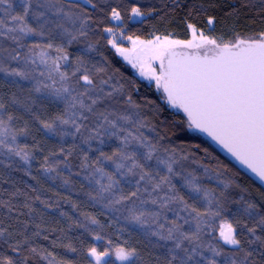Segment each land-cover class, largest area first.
<instances>
[{"label": "snow or ice", "instance_id": "6c2138e0", "mask_svg": "<svg viewBox=\"0 0 264 264\" xmlns=\"http://www.w3.org/2000/svg\"><path fill=\"white\" fill-rule=\"evenodd\" d=\"M6 3L11 8L9 0H0V5ZM84 4L91 9L100 7L96 0H84ZM20 6L22 14L11 16L13 26L0 20V36L17 44L30 35L44 37L46 31L71 44L87 37L94 25L103 24L102 19L94 18L77 0H67L66 5L65 0H20ZM243 6H249L248 2ZM233 12L238 18L239 11L233 9ZM29 15L37 27L27 22ZM131 15L143 17L145 13L135 6L131 8ZM110 18L121 20V11L110 7ZM205 23L209 31L214 32L216 15H208ZM185 24L191 39L154 35L151 40L141 41L139 37L133 40L128 36L131 49L118 45L113 28H102L103 32L111 34L108 43L116 53L137 69L141 77L154 82L156 91L163 94L169 107L184 114V120L166 125L163 135L157 132L155 143L140 131L145 124L139 113L130 111L141 105L135 103L122 85H111V76L97 83L82 57L76 58L71 76L61 70V61L65 64L69 61L63 44L56 46L49 42L44 46L58 53L54 58L40 44H32L24 57L25 68L5 67L4 60L19 62L21 57L15 49L9 51L0 47V72L21 80L34 78L32 74L38 72L40 77L51 81L37 80L35 91L50 89L51 95L64 102V109L54 120H41V127L53 135H71L73 139L79 136L90 151L99 152L94 163H89L87 154L83 155L81 163L83 169L93 168L92 177L99 174L95 180L99 186L96 195L89 193L90 198L107 199L104 206L110 211H120L119 206L132 201L126 219L146 229L149 239L156 237L155 247H161L160 241L165 242L162 264H264V191L253 198L240 185L221 179L220 171L208 167H204L203 177L195 172L184 174L182 168L178 171L175 166L187 160L191 153L182 150L178 154L176 148L160 143L169 138V133L177 136L185 130L205 133L264 184V30L251 35L233 29L231 38H225L206 35L196 23L186 21ZM16 33L19 35H6ZM119 37L124 38V34L120 33ZM86 51H95V48L89 44ZM4 52H7L6 57ZM28 64L35 67L29 70ZM41 67L43 70H39ZM105 85L110 90L106 91ZM13 102L19 103L15 98ZM121 104L125 110L118 107ZM5 108L0 101V150L28 163L27 146L21 148L17 144V132L11 126L14 116L5 113ZM27 132V127L20 129V134L27 135ZM108 139L118 142L111 154L102 148L92 149L93 141L104 145ZM61 151L63 154V149ZM161 151L166 153L163 158L158 155ZM71 155L69 149L67 157ZM153 160L156 168L150 163ZM102 161L110 162L115 172L100 166ZM160 165L166 169V174L160 173ZM92 177L85 179L91 182ZM173 177H179L182 187L192 196L186 199L172 182ZM202 178L215 179L222 185L220 191L205 187L200 183ZM105 179L107 183L102 182ZM121 179L127 180L134 190L125 192L120 187ZM234 189H239V193L234 194ZM189 199L203 201V210L189 203ZM148 204L158 210H147L144 206ZM0 205L6 206L4 201H0ZM166 212H172L175 218L170 220ZM88 221L90 225L104 227L95 217H89ZM11 237L8 228L0 227V242L7 244L16 257L0 255V264H28L30 256L25 255V251L37 253V249L29 244L27 237L14 243ZM93 239L101 241L105 237L96 233ZM107 245L103 249L88 247L86 256L91 258L88 264H112L113 256L120 264H142L143 257L135 247L112 245L111 240H107ZM156 259L160 261L161 257Z\"/></svg>", "mask_w": 264, "mask_h": 264}, {"label": "trees", "instance_id": "16d2710c", "mask_svg": "<svg viewBox=\"0 0 264 264\" xmlns=\"http://www.w3.org/2000/svg\"><path fill=\"white\" fill-rule=\"evenodd\" d=\"M77 2L88 9L94 18L102 19L103 24L94 25V30L89 31L87 37L73 41L71 44L47 31L44 37L27 36L20 40V44L0 36V47L9 51L15 49L21 57L19 62L4 60V66L25 68L24 57L32 44L38 43L42 48L49 42L56 46L63 44L69 61L67 64L61 61V70L67 71L71 76L76 66V58L82 57L97 83L111 76L112 80L109 82L111 85L117 87L122 85L123 90L132 95L135 103L141 105L140 108L130 111L139 113V118L145 124L140 131L154 143L157 141V132L163 135L166 125L172 126L184 120L185 117L181 112L169 107L154 85L141 80L112 49L108 43L107 33L102 30L103 27L113 29L117 27L110 18V7H117L121 11L122 19L118 27L124 30L125 35L142 39H149L153 34H159L187 40L190 33L185 22L196 23L204 32H207L209 28L205 21L208 15L217 17L215 31H208L214 36L231 38L233 29L242 34L251 35L264 30L262 0H96L100 5L98 9H91L84 4V0H77ZM245 2H248L249 6H243ZM9 3L11 8L8 3L0 5V9H3L0 11V20H4L5 24L11 27L13 26L11 16L22 14V10L20 0H9ZM66 4L67 0H65ZM135 6L140 7L145 15L140 21L132 22L131 8ZM233 9L239 11L238 18ZM27 22L37 27L31 15L27 18ZM89 44L94 46L95 51H86ZM44 50L53 58L58 55L54 50L47 48ZM3 56L6 57L7 52H4ZM93 65L95 68L92 67ZM34 67L35 65L32 64L27 65L29 70ZM99 69L103 71H98ZM32 76L34 78L21 80L19 77L6 76L5 73L0 72V101L6 105L5 113L14 116L11 126L17 132V144L21 148L27 146L30 155L29 162L25 163L20 157L8 154L6 150H0V201L6 204V206L0 205V227L8 228V231L12 233L11 242L22 241L27 237L29 244L37 249V253L25 251L24 254L30 256L28 264H88L91 258L86 256V249L90 246L101 249L108 247L107 240H111L112 245L135 247L143 257L142 264H162L165 242L160 241L161 247H155L156 237L149 239L145 235L146 229L130 224L126 219L132 207V201L119 206L120 211H110L104 206L108 202L107 199L95 201L90 198L89 193L96 195L99 186L95 180L99 178V174L92 177L93 168L83 169L81 163L84 154L88 155L90 164L94 163L99 157V152L90 151L79 136L73 139L71 135L63 137L53 135L41 127V120H54L58 114L62 113L64 102L51 95L50 89L41 88L40 92H36L37 80H44L46 83L51 81H47L46 77H40L38 72L33 73ZM104 87L106 91L110 90L107 85ZM13 98L19 103H14ZM118 107L125 110L122 104ZM28 108L31 111H28ZM5 119H7L6 116ZM25 127L28 129L27 135L20 134V129ZM160 143L176 148L178 154L182 150L191 153L187 160H181L180 164L175 166L178 171L182 168L184 174L195 172L203 177V169L208 167L220 171L221 179L240 185L253 198H258L259 193L264 191L221 157L195 131L185 130L180 136L169 133V138ZM117 145L118 142L115 139L106 140L104 145H98L93 141L92 149L102 148L103 151L111 154ZM69 149L72 150L71 157H67ZM158 155L163 158L166 153L161 151ZM66 163L67 167H65ZM150 163L153 168H156L155 160ZM100 166L108 172H115L110 162L102 161ZM49 167L55 170L45 171ZM158 170L162 175L166 174L163 165H160ZM86 176L92 177L91 182L85 179ZM117 178L120 179L119 176ZM65 180L68 183H65ZM102 182L107 183V179ZM172 182L180 188L181 194L185 195L186 199L192 196L188 189L182 187L183 182L179 177H173ZM200 183L217 191H220L222 187L215 179L202 178ZM120 187L125 192L134 190L124 179H121ZM238 193L239 189H234V194ZM117 194H119L118 191ZM189 203H195L202 210L204 208V202L201 200L189 199ZM9 207L12 208L11 212L8 211ZM136 207H140L138 201ZM144 207L150 211L158 210L151 204ZM165 214L170 220L175 218L172 212ZM89 217H95L104 227L90 225ZM161 223H164L163 219ZM96 233L104 236L105 239L94 240L93 235ZM0 255L16 258L15 253L3 242H0ZM157 256L161 257L160 261H157ZM111 261L112 264H120L114 256L111 257Z\"/></svg>", "mask_w": 264, "mask_h": 264}, {"label": "water", "instance_id": "95a60500", "mask_svg": "<svg viewBox=\"0 0 264 264\" xmlns=\"http://www.w3.org/2000/svg\"><path fill=\"white\" fill-rule=\"evenodd\" d=\"M182 113V112H181ZM183 114V113H182ZM184 115V114H183ZM197 135L205 139L210 146L225 160H227L231 165H233L236 169H238L241 173L246 175L248 178H250L252 181H254L257 185H259L261 188L264 189V184L261 183L259 178L252 173L249 169L245 168L243 165L240 164L239 161H237L234 157L231 156L230 153H228L225 149H223L220 145H218L210 136H208L205 133L195 131Z\"/></svg>", "mask_w": 264, "mask_h": 264}, {"label": "rangeland", "instance_id": "374dc122", "mask_svg": "<svg viewBox=\"0 0 264 264\" xmlns=\"http://www.w3.org/2000/svg\"><path fill=\"white\" fill-rule=\"evenodd\" d=\"M144 17V16H143ZM143 17H133L132 16V22H136V21H140ZM113 21V23H115V25L117 26L116 28H114V31H115V33L117 34V43H118V45H120V46H122V47H124V48H126V49H131L132 48V43L127 39V37L128 36H126L125 35V33H124V30H122L120 27H118V25H120L121 24V20H119V21H114V20H112ZM209 31V30H208ZM205 32V34L206 35H211L209 32ZM120 33H123L124 34V38H120L119 37V34ZM154 35H159V34H153L149 39H142V38H139L141 41H148V40H151V39H153L154 38ZM107 36H108V39H110L111 38V34H109V33H107ZM159 36H162V35H159ZM211 36H213V37H218V36H214V35H211ZM172 38H173V36H171ZM133 38V40H135L137 37H132ZM176 39V38H175ZM188 39H191V35H190V37L188 38ZM111 46V45H110ZM113 49V48H112ZM114 51H115V49H113ZM116 52V51H115ZM119 57L127 64V65H129L131 68H132V70L134 71V73L141 79V80H144L145 82H147V83H149V84H152V85H154V82H149L148 80H146V79H144L143 77H141L140 75H139V72H138V70L137 69H135V68H133L132 66H131V64H129L126 60H124L123 59V57L122 56H120L119 55ZM158 63V62H157ZM156 66V64L154 63L153 64V67H155ZM154 87H155V85H154ZM156 89V88H155ZM162 97H163V94L161 93V92H158Z\"/></svg>", "mask_w": 264, "mask_h": 264}]
</instances>
